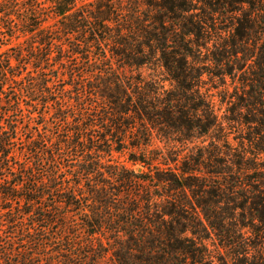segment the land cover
Instances as JSON below:
<instances>
[{"label": "trees", "instance_id": "trees-1", "mask_svg": "<svg viewBox=\"0 0 264 264\" xmlns=\"http://www.w3.org/2000/svg\"><path fill=\"white\" fill-rule=\"evenodd\" d=\"M0 52V264H227L245 211L264 264V170L211 137L264 155V0H0Z\"/></svg>", "mask_w": 264, "mask_h": 264}, {"label": "rangeland", "instance_id": "rangeland-1", "mask_svg": "<svg viewBox=\"0 0 264 264\" xmlns=\"http://www.w3.org/2000/svg\"><path fill=\"white\" fill-rule=\"evenodd\" d=\"M6 49L7 47L1 48V50ZM204 79L206 80V83L202 84L203 91L206 92L207 95L212 99L217 115L219 119L222 120L225 114L224 111L229 105V102H221V96H225L221 82L216 77L209 80L208 77L204 76ZM227 82L228 86L225 88V90L228 91V93H226V96H230L235 91L233 89L234 85L231 84V80L229 78L227 79ZM165 84L167 87H169V83L166 82ZM236 86L238 87L237 91L241 92V85L236 83ZM222 126H225L223 131L211 134V137H213L219 143V145H221L220 151L224 152L229 150V153L231 154V160L233 162H242L246 160L245 158L249 159L247 164L245 163V166H249V168L253 167L251 173L257 172V176H262V171L264 170V155L260 151L257 152L254 146L251 145L247 140L240 138V136L247 137L248 133L246 132H248V126L241 124V122H234L231 125H227L224 122V119ZM211 137L206 138L205 144H207ZM114 156L115 158L119 159L120 162H124L125 158L127 157V155L116 153H114ZM132 168L136 169L137 167L134 166ZM137 171H140V166L138 167ZM248 173L250 174V172ZM250 218H252V220ZM235 225L237 226V229L241 230V232L244 234V240H242V242L246 241L248 244H253L254 246V248L251 249L250 253L248 254V257L245 258L238 253V243L240 241H237V239L232 243L233 245H228L226 247L220 245L214 238L213 241H206L211 254L215 257H224V261L227 264H261L262 255L259 257L258 252L262 253V243H259L262 242V237L258 239V234H262V223H260L258 220H254L251 214L245 211L237 217V220H235ZM232 227L234 228V224Z\"/></svg>", "mask_w": 264, "mask_h": 264}]
</instances>
